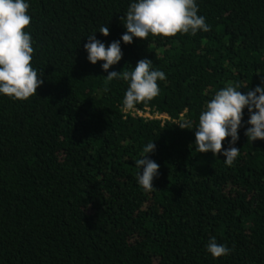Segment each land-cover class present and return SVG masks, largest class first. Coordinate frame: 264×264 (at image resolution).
Returning a JSON list of instances; mask_svg holds the SVG:
<instances>
[{
	"label": "trees",
	"instance_id": "obj_1",
	"mask_svg": "<svg viewBox=\"0 0 264 264\" xmlns=\"http://www.w3.org/2000/svg\"><path fill=\"white\" fill-rule=\"evenodd\" d=\"M129 2L28 0L44 83L25 101L0 96V264H264V141L244 135L247 109L232 166L193 145L205 101L264 79V0H197L210 31L121 44L109 71L147 58L166 74L135 106L163 122L125 114L127 85H105L83 50L101 25L109 35L96 39H120ZM152 141L160 167L145 191L134 161ZM211 237L230 254H207Z\"/></svg>",
	"mask_w": 264,
	"mask_h": 264
},
{
	"label": "clouds",
	"instance_id": "obj_2",
	"mask_svg": "<svg viewBox=\"0 0 264 264\" xmlns=\"http://www.w3.org/2000/svg\"><path fill=\"white\" fill-rule=\"evenodd\" d=\"M29 7L28 0H0V96L17 101H25L36 95V90L44 83L43 73H39L31 63L33 40L30 30H26L31 20ZM198 11L197 0H130L121 17L125 31L119 40L106 45L96 39L97 32L108 37L107 24L99 26L87 36L83 46L86 59L91 65L102 62L101 70L107 73L106 77L103 76L105 85L115 80L127 85L122 103L125 112L133 111L138 103L158 96V81H165L166 74L147 58L140 59L135 67L126 64L128 67L120 72L109 71L122 59L121 44L131 45L134 38L146 41L149 36L206 33L210 31V25L203 15H198ZM241 88L245 87L230 83L217 90L210 100L205 101L193 130L195 151L220 155L226 166H232L240 155V149L235 145L239 140L238 130L244 127L245 109L248 119L244 135L251 142L264 141V79L253 90L242 93ZM104 91H108V88L105 87ZM178 127L182 130L192 129L193 122L185 119ZM226 138H229L228 146L223 147L222 142ZM155 148L154 141L146 143L140 158L134 161L136 181L145 191L154 190L152 182L158 176L160 165L149 158ZM205 251L216 259L229 255L231 249L211 237Z\"/></svg>",
	"mask_w": 264,
	"mask_h": 264
},
{
	"label": "built area",
	"instance_id": "obj_3",
	"mask_svg": "<svg viewBox=\"0 0 264 264\" xmlns=\"http://www.w3.org/2000/svg\"><path fill=\"white\" fill-rule=\"evenodd\" d=\"M125 114H129L132 117H140L143 119H148V120H159L163 122L164 120H169L167 116L165 115H160L157 112H153L150 109H144V110H133L130 112H125Z\"/></svg>",
	"mask_w": 264,
	"mask_h": 264
}]
</instances>
